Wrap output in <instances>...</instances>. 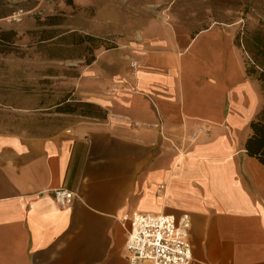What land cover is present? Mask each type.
<instances>
[{
  "label": "crops",
  "instance_id": "crops-1",
  "mask_svg": "<svg viewBox=\"0 0 264 264\" xmlns=\"http://www.w3.org/2000/svg\"><path fill=\"white\" fill-rule=\"evenodd\" d=\"M220 36L171 28L126 60L97 57L82 99L102 117L0 131V264H130L123 218L135 211L187 213L191 264H264V164L244 149L264 93L245 64L234 84V39ZM58 187L75 193L68 206Z\"/></svg>",
  "mask_w": 264,
  "mask_h": 264
},
{
  "label": "rangeland",
  "instance_id": "rangeland-1",
  "mask_svg": "<svg viewBox=\"0 0 264 264\" xmlns=\"http://www.w3.org/2000/svg\"><path fill=\"white\" fill-rule=\"evenodd\" d=\"M209 27L225 45L234 39L226 60L234 84L243 86L244 64L258 71L253 61L264 60L254 54L253 41L264 39V0H34L30 9L0 18V32H14L13 42L1 43L0 131L47 135L68 126L81 116L57 109L72 98L84 101L81 75L93 76L87 66L97 57L126 60L130 47L145 38L171 28L194 34ZM251 83L250 94L257 91Z\"/></svg>",
  "mask_w": 264,
  "mask_h": 264
},
{
  "label": "built area",
  "instance_id": "built-area-1",
  "mask_svg": "<svg viewBox=\"0 0 264 264\" xmlns=\"http://www.w3.org/2000/svg\"><path fill=\"white\" fill-rule=\"evenodd\" d=\"M52 198L60 207L68 206L75 193L58 187ZM129 222L125 250L130 264H191L190 222L187 213L153 214L132 212L123 218Z\"/></svg>",
  "mask_w": 264,
  "mask_h": 264
},
{
  "label": "trees",
  "instance_id": "trees-1",
  "mask_svg": "<svg viewBox=\"0 0 264 264\" xmlns=\"http://www.w3.org/2000/svg\"><path fill=\"white\" fill-rule=\"evenodd\" d=\"M27 3V4H26ZM34 5V0H24V3H12L11 0H0V18L11 15L16 9H30ZM86 40H93V37L86 36ZM0 54L6 53L5 49L1 47L2 40L7 42H13L14 32L13 31H1L0 32ZM83 38L80 37L78 43L83 42ZM254 49L255 55H261L264 58V39L256 35L254 37ZM247 46V45H246ZM93 61V58L89 59L86 64ZM258 67V71H255L254 67L246 68V74L249 76H256V79L261 82L262 90L264 92V60L263 62L255 63ZM66 101V100H64ZM61 104V103H60ZM57 111L63 114H77L81 116L90 117H102V109L89 102L76 100L74 98L70 101L64 102V104L58 107ZM250 135L247 137L244 149L248 156L256 158L259 162L264 164V107L258 112L256 117L251 120L250 124Z\"/></svg>",
  "mask_w": 264,
  "mask_h": 264
}]
</instances>
